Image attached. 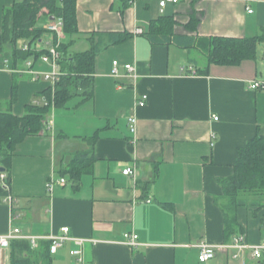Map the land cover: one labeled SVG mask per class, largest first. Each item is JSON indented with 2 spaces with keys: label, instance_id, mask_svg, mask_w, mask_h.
Instances as JSON below:
<instances>
[{
  "label": "crops",
  "instance_id": "1",
  "mask_svg": "<svg viewBox=\"0 0 264 264\" xmlns=\"http://www.w3.org/2000/svg\"><path fill=\"white\" fill-rule=\"evenodd\" d=\"M16 1L0 0V32L4 9ZM75 12L76 33L62 30L60 41L69 54L98 46L93 91L52 104L43 130L12 154L0 235L12 226L20 233L0 248V264H14L18 255L25 264H260L249 248L234 256L229 245L236 235L246 244L264 238V205L241 201L239 230L227 233L220 182L233 173L238 150L264 135V88H250L264 80V42L255 58L221 65L208 63L198 41L256 35L264 28V0H178L163 9L159 0H76ZM55 19L42 12L37 24ZM54 38L46 30L32 50ZM10 51L7 43L0 51V110L20 117L28 104L46 102L45 91L52 94L54 83L41 75L52 68L33 55L14 64ZM140 94H147L141 107ZM129 116L137 119L134 133ZM80 153L93 162L73 183L64 171ZM126 167L135 175L123 174ZM64 226L69 238L52 253L48 237ZM127 232L138 236L136 246L124 242ZM18 242L28 247L20 250ZM200 243L213 245L216 256L200 262ZM73 248L80 253L70 254Z\"/></svg>",
  "mask_w": 264,
  "mask_h": 264
},
{
  "label": "trees",
  "instance_id": "2",
  "mask_svg": "<svg viewBox=\"0 0 264 264\" xmlns=\"http://www.w3.org/2000/svg\"><path fill=\"white\" fill-rule=\"evenodd\" d=\"M76 0H22L14 2L4 9L2 30L0 32V51L7 43L11 46L13 63L22 62L33 55L37 59L45 50H32V44L46 31L37 24L39 15L45 12L48 16L60 18L62 30L65 34H74L77 31ZM154 42L164 41L165 38L150 36ZM18 40H27L28 49H20ZM264 42V28L250 37H221L211 36L201 38L198 46L207 57L208 63L221 65H235L245 59L256 57L258 44ZM60 58L58 65L62 72L54 84L51 94L45 91V103H30L22 116L12 114L10 109L0 110V166L5 168V182L10 185V161L16 147L27 136L40 133L45 127V116L52 104L56 107L65 103L81 89V93L91 95L93 91L92 79L93 62L98 51L94 45L91 50L69 54L66 44L60 42L58 46ZM205 67L200 73H206ZM86 153L76 155L68 172L73 183H78L80 175L90 169L93 157ZM233 173L221 180L222 196L226 204L221 209L224 214V228L227 233L239 230L236 220V209L241 201L254 200L264 205V135L257 134L246 145L238 150ZM9 190L1 185L0 195H6ZM264 221V220H263ZM18 249L28 247L25 242H18ZM27 259L16 256L14 264H25ZM264 264V261H260Z\"/></svg>",
  "mask_w": 264,
  "mask_h": 264
},
{
  "label": "built area",
  "instance_id": "3",
  "mask_svg": "<svg viewBox=\"0 0 264 264\" xmlns=\"http://www.w3.org/2000/svg\"><path fill=\"white\" fill-rule=\"evenodd\" d=\"M178 0H159V6L161 9L168 3V2H177ZM249 12L251 10H248ZM44 29L52 32L54 34V39L50 43L47 44L46 48L43 49L45 52H43L40 55V60L46 64H49L51 66L50 72H43L41 75L44 79L50 80L52 83L55 84L57 80L59 79V76L61 75V72H59V65L58 60L60 58V52L58 50V46L60 44V35L62 34V21L60 18H57L55 20L49 21L45 26ZM142 30L140 28L137 29V32L140 33ZM24 49H28V45L25 44ZM119 62L117 60L112 61V74L116 75L119 71ZM123 68L126 70L127 74L131 77H136L135 74V67L131 63L123 64ZM250 88L252 89H258V88H264V80H255L250 84ZM147 100V94H140L137 97L136 104L137 106L141 107L144 106ZM214 119H217V116H214ZM128 122V128L131 133H134L136 130V123L137 119L135 116H129L127 118ZM122 173L129 176L135 175V170L133 167H126L122 170ZM6 174L4 172H0V181L1 185L5 188V190H9V185L5 182ZM58 183L60 185H64L65 179L62 177L58 180ZM53 186V180L49 179L46 182V189L48 191L52 190ZM6 201L8 203L13 202V198L11 195L6 196ZM13 219L15 216L12 217ZM69 231V228L67 226H64L61 228V234L58 235H52L48 238L51 240L50 244V252L54 253L56 249L61 246L66 239L69 237L67 236ZM20 233L18 227L12 226L10 230L4 234L0 235V248L2 247H8L10 245L11 239L15 238ZM137 235L133 233H124L123 234V240L126 244L130 246H136L137 245ZM31 241L34 243V239L31 238ZM77 244H80L82 240H75ZM199 247V254H198V260L200 262H205L209 259H212L216 256V248L207 243H200L198 245ZM229 247L234 248L236 250V254L234 256L239 255V252L241 250H244L246 248H249L251 250L252 257L255 259L264 261V238L260 240V242L256 244H246L244 241L243 235H236L232 239V243L229 245ZM80 253V250L78 248H73L70 250V254L72 255H78Z\"/></svg>",
  "mask_w": 264,
  "mask_h": 264
},
{
  "label": "water",
  "instance_id": "4",
  "mask_svg": "<svg viewBox=\"0 0 264 264\" xmlns=\"http://www.w3.org/2000/svg\"><path fill=\"white\" fill-rule=\"evenodd\" d=\"M5 168L3 166H0V172H4Z\"/></svg>",
  "mask_w": 264,
  "mask_h": 264
}]
</instances>
